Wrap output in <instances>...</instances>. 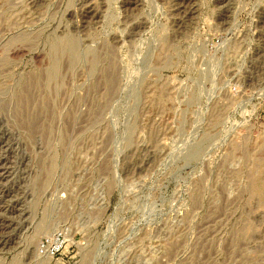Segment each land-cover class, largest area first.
<instances>
[{"label": "rangeland", "instance_id": "374dc122", "mask_svg": "<svg viewBox=\"0 0 264 264\" xmlns=\"http://www.w3.org/2000/svg\"><path fill=\"white\" fill-rule=\"evenodd\" d=\"M0 264H264V0H0Z\"/></svg>", "mask_w": 264, "mask_h": 264}, {"label": "built area", "instance_id": "2783aa9c", "mask_svg": "<svg viewBox=\"0 0 264 264\" xmlns=\"http://www.w3.org/2000/svg\"><path fill=\"white\" fill-rule=\"evenodd\" d=\"M65 232H66L65 229L61 228L59 231L53 234V236L50 235L46 239L41 240L40 243L38 244L40 254L45 255L47 253L53 258L56 255V252L60 250V248H57V247L61 245L62 243L61 239L64 237ZM54 239H57L60 242V244H56V243L54 244Z\"/></svg>", "mask_w": 264, "mask_h": 264}, {"label": "bare ground", "instance_id": "6f19581e", "mask_svg": "<svg viewBox=\"0 0 264 264\" xmlns=\"http://www.w3.org/2000/svg\"><path fill=\"white\" fill-rule=\"evenodd\" d=\"M58 242V241H57ZM55 244V243H54ZM58 244H59V242H58ZM45 252H47V251H45Z\"/></svg>", "mask_w": 264, "mask_h": 264}]
</instances>
